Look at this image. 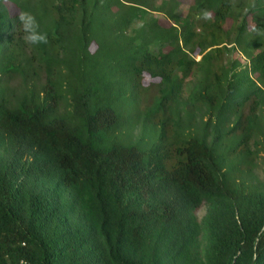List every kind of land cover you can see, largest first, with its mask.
Listing matches in <instances>:
<instances>
[{"label": "trees", "instance_id": "16d2710c", "mask_svg": "<svg viewBox=\"0 0 264 264\" xmlns=\"http://www.w3.org/2000/svg\"><path fill=\"white\" fill-rule=\"evenodd\" d=\"M153 1L0 0V264H264V0H194L179 29L131 34ZM21 9L47 44L24 43ZM200 72L189 129L177 101Z\"/></svg>", "mask_w": 264, "mask_h": 264}, {"label": "rangeland", "instance_id": "374dc122", "mask_svg": "<svg viewBox=\"0 0 264 264\" xmlns=\"http://www.w3.org/2000/svg\"><path fill=\"white\" fill-rule=\"evenodd\" d=\"M170 0H155L151 2L148 9L146 19L136 20L132 25L129 32L132 34L137 29H141V27L145 26V21L158 20V24H169L172 23L176 25L179 29L181 22L189 13L191 6L194 0H179L177 4H173L170 7V12L167 13L165 7H168ZM156 6H161V8H157ZM177 18V20L175 19ZM170 20V21H169ZM230 29V39L227 42V46L229 50L224 56V65H228L230 68H239L240 66L247 65L249 63V58L246 54L241 50L239 45L235 42V38L238 35L239 24L233 23L231 19L227 21ZM227 26V25H226ZM198 32H202L200 28H198ZM158 47V45H153ZM209 49H206L204 53H206ZM257 52V51H253ZM201 54L197 56V59L201 58ZM202 72L197 75H193L187 79L184 85L181 88L178 101H177V110L181 113V120L183 121L186 128H201L204 125V121L208 118V113L203 107H199L192 103L190 99L191 92L196 84L199 83ZM253 76V74L251 73ZM264 96V94H263ZM143 107V106H141ZM133 112V116L135 118ZM261 131L255 136L252 144L251 150L256 155L257 158L252 163V167L250 170V174L248 175L249 180L254 185H261L264 183V105L261 109ZM135 120V119H134ZM134 129L136 134H143L145 136V140L151 139V127L149 125L144 124L142 121V116L136 118V123L134 124ZM146 140V141H147ZM255 156V157H256ZM207 211V204H203L199 209L195 211L198 219L201 221L203 216ZM205 239L203 236V232L199 235L198 247L201 249L204 245Z\"/></svg>", "mask_w": 264, "mask_h": 264}, {"label": "clouds", "instance_id": "9594fccd", "mask_svg": "<svg viewBox=\"0 0 264 264\" xmlns=\"http://www.w3.org/2000/svg\"><path fill=\"white\" fill-rule=\"evenodd\" d=\"M16 20L26 45L37 46L48 43V34L40 30L39 21L31 11L18 10Z\"/></svg>", "mask_w": 264, "mask_h": 264}]
</instances>
